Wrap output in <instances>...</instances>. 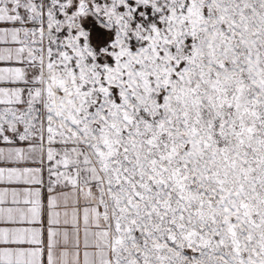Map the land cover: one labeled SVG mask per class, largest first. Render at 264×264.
Here are the masks:
<instances>
[{"label": "snow or ice", "instance_id": "1", "mask_svg": "<svg viewBox=\"0 0 264 264\" xmlns=\"http://www.w3.org/2000/svg\"><path fill=\"white\" fill-rule=\"evenodd\" d=\"M0 264H264V0H0Z\"/></svg>", "mask_w": 264, "mask_h": 264}]
</instances>
